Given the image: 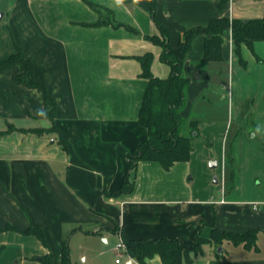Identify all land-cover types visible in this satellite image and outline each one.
<instances>
[{
	"label": "crops",
	"instance_id": "1",
	"mask_svg": "<svg viewBox=\"0 0 264 264\" xmlns=\"http://www.w3.org/2000/svg\"><path fill=\"white\" fill-rule=\"evenodd\" d=\"M91 3L110 9L117 21L137 32L95 25L99 13ZM0 4V264H44L40 259L48 252L61 263L65 241L72 264H141L117 249L121 237L190 240L199 228L210 237L212 223L234 232L259 229L261 240L264 40L255 42V53L242 45L243 62L231 28L224 32L222 61L205 59L207 34L194 37L183 66L190 83L182 115L192 119L193 105L204 100L214 107L207 112L218 115L221 105L216 101L227 88L221 79L228 72L229 102L236 108L232 120L223 121L219 134L210 139L223 148L224 162L227 149L233 148L234 177L225 172L211 183L214 172L205 157L207 185L195 186L188 168L193 148L188 161L169 169L157 161H140L131 175L133 191L110 193L121 187L130 171L129 152L148 137L139 122L148 84L139 57L151 52L154 75L166 78L171 73L170 65L161 60L163 47L148 38L161 35L158 23L168 28L171 44L178 47L185 31L214 18L263 17L264 0H157L156 19L148 0ZM18 48L32 61L36 80L57 101L53 122L46 114L44 91L14 80L25 63L1 64ZM36 128L43 134L27 132ZM201 128L202 122L200 132ZM33 226L45 231L49 247L25 232ZM226 243L222 255L218 246L204 244L192 264H264V243L252 249ZM146 264L163 262L156 255Z\"/></svg>",
	"mask_w": 264,
	"mask_h": 264
},
{
	"label": "trees",
	"instance_id": "2",
	"mask_svg": "<svg viewBox=\"0 0 264 264\" xmlns=\"http://www.w3.org/2000/svg\"><path fill=\"white\" fill-rule=\"evenodd\" d=\"M148 2L150 12L156 19L157 0H148ZM90 5L99 13V19L95 25L125 26L137 32L130 25L117 21L110 9L94 3ZM158 25L161 35H151L148 38L163 47L161 60L170 65L171 73L166 78L154 75L151 70L153 53L148 52L139 57L143 67L141 74L148 79L140 109L139 122L147 128L148 137L129 152L130 171L121 187L110 193L111 195L133 191L135 182L131 175L136 172L140 161H157L164 168L169 169L177 162L190 159L194 141L200 135V120H188L182 115L183 108L187 103V87L190 83V79L184 74L183 66L194 37L202 33L208 35L204 48V57L208 61L223 60L224 32L228 28L232 29L236 51L243 62L242 45L245 44L255 53V42L264 40V16L248 20L230 19L228 17L214 18L206 26H197L185 31L178 47L171 44L168 28L161 23ZM16 60H22L25 63V70L14 75V80L29 88H40L44 91L46 114L53 122L57 112V101L49 93L47 87L36 80L33 63L23 54L22 49L18 48L17 53L11 55L1 64ZM187 128H189V132H186ZM27 132L43 134V129H29ZM231 161H233L232 157ZM233 177L234 173L232 174ZM211 226L212 230L208 239L201 236L202 228L196 230L190 240H182L177 237L139 239L123 237L127 246L126 252L141 264H146L149 259L156 255L161 257L163 264H192L195 257L203 252L205 243H213L219 247L223 240H226L235 245L243 244L249 249L259 247V229L253 228L234 232L222 230L216 223H212ZM7 228L20 230L12 225ZM25 232L36 235L46 247H49L46 233L41 227L33 226ZM40 260L44 264H72L69 243L67 241L63 243L61 263L55 260L52 252L42 255Z\"/></svg>",
	"mask_w": 264,
	"mask_h": 264
},
{
	"label": "rangeland",
	"instance_id": "3",
	"mask_svg": "<svg viewBox=\"0 0 264 264\" xmlns=\"http://www.w3.org/2000/svg\"><path fill=\"white\" fill-rule=\"evenodd\" d=\"M1 4H3V3H1ZM1 4H0V12H1V8H2ZM223 76L225 78L222 77L221 80L223 81V85L227 84V88L224 85L225 89L223 88V90L221 91V95L218 97V99L216 101L218 104L221 105L218 107L220 109L218 115H212V114H209V112H207V111H209L208 109H214L213 105L209 102V100H206V101L204 100L201 102L198 101L193 105L194 116L192 119H198V120H200V123L202 122L201 132H200V135L197 137L196 144L194 147L195 148V150H194L195 156H194V158H192L191 162L189 161L190 164H188V168L190 169L189 176L194 178L191 182H193L195 186L203 187V186L207 185L206 184L207 174H206V170L203 167L205 157H209L207 167H209V169L214 172V175L211 177L212 178L211 183L214 181L215 177L218 180H220V177L222 179L225 172H226V174H228L230 176V178H232V174L235 173V158H234L233 148L231 147V148L227 149L226 155H225L226 156V162H224L223 161V148H221L219 146L218 142L210 139V138H213V136H216L217 134H219V128H220L219 126L222 124L223 121L232 120L233 110H234V108H236V106H234V104L232 105V102H229L228 87L232 83L230 78H229L230 75L228 74V72H225V74H223ZM231 77H233V74L231 75ZM219 89H220V87H219ZM224 96H226L227 99H223ZM257 101H259V98H257ZM259 103H260V101H259ZM200 107L203 108V109H201L202 111L198 110V108H200ZM188 120H190V119H188ZM213 121H218L219 125L218 124L213 125V123H212ZM186 132H189V128L186 129ZM205 136H208L209 138H207V137L205 138ZM213 141H214V144H213ZM261 142H264V138H263V141H261ZM216 153H219V156H220L219 159L221 161L220 165H219V161H218L219 159H217ZM215 156H216V158H215ZM231 157L233 158V161H231ZM212 161H217L218 166L215 168H210V163ZM216 184L219 185V187L220 186L222 187L221 184H218V183H216ZM230 189L231 188H229V184H228L227 191ZM260 190L264 191V183H262ZM201 236L203 238H207V239L209 238V237H205L203 235L202 230H201ZM225 243H226V240H223L222 245H224ZM259 243L261 245L264 243V236H262L260 241L258 240V244ZM205 244H207V243H205Z\"/></svg>",
	"mask_w": 264,
	"mask_h": 264
},
{
	"label": "built area",
	"instance_id": "4",
	"mask_svg": "<svg viewBox=\"0 0 264 264\" xmlns=\"http://www.w3.org/2000/svg\"><path fill=\"white\" fill-rule=\"evenodd\" d=\"M254 205H255V207H258L257 203H255ZM116 247H117V249L127 251V246H126V243H125L123 237L120 238V240L118 241ZM120 260H121L120 258L116 259L117 262H120Z\"/></svg>",
	"mask_w": 264,
	"mask_h": 264
},
{
	"label": "water",
	"instance_id": "5",
	"mask_svg": "<svg viewBox=\"0 0 264 264\" xmlns=\"http://www.w3.org/2000/svg\"><path fill=\"white\" fill-rule=\"evenodd\" d=\"M0 18H1V17H0ZM217 166H218V162H217V161H212V162L210 163V167H211V168H215V167H217ZM214 180L217 181V178L215 177ZM223 251H224L223 246H219V247L217 248V252H218L219 254L223 253Z\"/></svg>",
	"mask_w": 264,
	"mask_h": 264
}]
</instances>
